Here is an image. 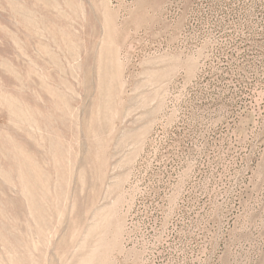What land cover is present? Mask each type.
<instances>
[{"label":"rangeland","instance_id":"1","mask_svg":"<svg viewBox=\"0 0 264 264\" xmlns=\"http://www.w3.org/2000/svg\"><path fill=\"white\" fill-rule=\"evenodd\" d=\"M0 264H264V0H0Z\"/></svg>","mask_w":264,"mask_h":264}]
</instances>
